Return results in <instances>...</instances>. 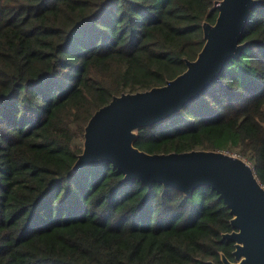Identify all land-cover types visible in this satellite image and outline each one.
<instances>
[{
	"label": "trees",
	"instance_id": "obj_1",
	"mask_svg": "<svg viewBox=\"0 0 264 264\" xmlns=\"http://www.w3.org/2000/svg\"><path fill=\"white\" fill-rule=\"evenodd\" d=\"M215 0H0V264H221L229 210L123 182L109 163L72 165L90 116L113 96L182 73ZM239 58L180 113L139 130L148 154L216 150L264 186V0Z\"/></svg>",
	"mask_w": 264,
	"mask_h": 264
},
{
	"label": "water",
	"instance_id": "obj_2",
	"mask_svg": "<svg viewBox=\"0 0 264 264\" xmlns=\"http://www.w3.org/2000/svg\"><path fill=\"white\" fill-rule=\"evenodd\" d=\"M262 0H215L213 24L202 23L203 46L185 70L164 85L113 96L88 119L82 150L71 171L109 163L123 182L154 183L191 197L210 187L231 216V232L222 239L233 243V262L220 254L222 264H264V186L244 159L216 150L148 154L134 146L137 132L151 128L198 99L219 78L230 60L239 58L252 10ZM213 264V263H210Z\"/></svg>",
	"mask_w": 264,
	"mask_h": 264
},
{
	"label": "rangeland",
	"instance_id": "obj_3",
	"mask_svg": "<svg viewBox=\"0 0 264 264\" xmlns=\"http://www.w3.org/2000/svg\"><path fill=\"white\" fill-rule=\"evenodd\" d=\"M77 144H82V142H80V140H76L75 141Z\"/></svg>",
	"mask_w": 264,
	"mask_h": 264
},
{
	"label": "flooded vegetation",
	"instance_id": "obj_4",
	"mask_svg": "<svg viewBox=\"0 0 264 264\" xmlns=\"http://www.w3.org/2000/svg\"><path fill=\"white\" fill-rule=\"evenodd\" d=\"M229 260V259H228ZM229 261H231V262H233L234 260L232 259V260H229ZM210 264V263H209ZM222 264V263H221Z\"/></svg>",
	"mask_w": 264,
	"mask_h": 264
}]
</instances>
